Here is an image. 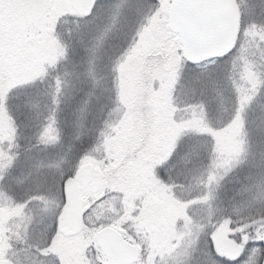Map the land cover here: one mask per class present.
Returning a JSON list of instances; mask_svg holds the SVG:
<instances>
[{
    "label": "snow or ice",
    "instance_id": "snow-or-ice-1",
    "mask_svg": "<svg viewBox=\"0 0 264 264\" xmlns=\"http://www.w3.org/2000/svg\"><path fill=\"white\" fill-rule=\"evenodd\" d=\"M0 264H264V0H0Z\"/></svg>",
    "mask_w": 264,
    "mask_h": 264
}]
</instances>
